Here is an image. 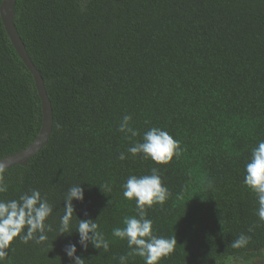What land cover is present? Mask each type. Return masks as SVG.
Listing matches in <instances>:
<instances>
[{
    "label": "trees",
    "instance_id": "1",
    "mask_svg": "<svg viewBox=\"0 0 264 264\" xmlns=\"http://www.w3.org/2000/svg\"><path fill=\"white\" fill-rule=\"evenodd\" d=\"M14 26L43 79L53 127L26 166L6 170L0 199L39 190L53 205V231L41 245L16 238L6 264H73L64 248L77 244L75 217L98 218L111 241L108 252L77 244L76 255L118 264L129 249L112 229L135 214L121 185L156 165L117 157L151 127L184 149L158 166L171 195L148 210L155 234L177 242L161 264H223L264 250L258 204L243 185L251 149L264 139V0H17ZM126 114L140 133L131 140L117 131ZM41 123L34 80L0 19V159L27 147ZM72 184L84 200L73 201V232L59 235ZM241 233L247 247H229Z\"/></svg>",
    "mask_w": 264,
    "mask_h": 264
},
{
    "label": "clouds",
    "instance_id": "2",
    "mask_svg": "<svg viewBox=\"0 0 264 264\" xmlns=\"http://www.w3.org/2000/svg\"><path fill=\"white\" fill-rule=\"evenodd\" d=\"M117 131L130 140L140 136L139 131L132 126V116L127 114L120 120ZM183 151L180 141L168 131L151 127L143 133L140 140L131 143L127 148V154L125 152L118 154L117 159L120 161H125L130 155L132 158L151 160L156 165L146 174L129 175L121 185L123 198L135 204V214L123 217V227L112 229L111 236L126 241L129 249L125 254L114 257L118 264H129L130 259L136 257L141 258L143 264H161L162 260L175 251L177 246L175 236L166 238L156 235L153 231V221L147 217L149 209L156 205L163 206L171 195L162 181L158 166L169 164L174 157L179 159ZM6 169V164L0 161V194L9 190V183L5 179ZM243 185L255 196L258 204L256 215L259 221L264 223V139L259 140L251 149L250 157L244 166ZM205 187L206 190H211L213 182L206 181ZM104 189L110 192V184L106 183ZM74 200L77 202L84 200V189L81 184H72L64 195V214L60 217L57 229L59 235L73 232ZM52 214L53 205L37 189L21 194L18 199H0V264H6L8 249L16 238L23 243L29 241L37 245L45 243L49 239L47 233L53 231L51 224L46 223ZM75 219L78 221L75 228L78 234L77 244L82 250L86 251L91 245L96 250L109 251L111 241L100 230L98 218L80 220L75 217ZM250 240V236L241 233L229 247L242 249L247 247ZM77 244L69 243L65 246L64 252L73 264H85L86 260L76 255Z\"/></svg>",
    "mask_w": 264,
    "mask_h": 264
},
{
    "label": "water",
    "instance_id": "3",
    "mask_svg": "<svg viewBox=\"0 0 264 264\" xmlns=\"http://www.w3.org/2000/svg\"><path fill=\"white\" fill-rule=\"evenodd\" d=\"M16 1L17 0L1 1L0 19L12 46L34 80L42 106V123L36 138L27 147L0 159V161H3L6 164L7 169L15 166H26L28 161L38 154L47 144L53 127L52 107L46 94L43 79L40 76L39 71L32 64L25 50L24 44L14 26V4Z\"/></svg>",
    "mask_w": 264,
    "mask_h": 264
},
{
    "label": "rangeland",
    "instance_id": "4",
    "mask_svg": "<svg viewBox=\"0 0 264 264\" xmlns=\"http://www.w3.org/2000/svg\"><path fill=\"white\" fill-rule=\"evenodd\" d=\"M223 264H264V250L249 258H228Z\"/></svg>",
    "mask_w": 264,
    "mask_h": 264
}]
</instances>
